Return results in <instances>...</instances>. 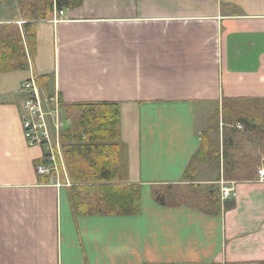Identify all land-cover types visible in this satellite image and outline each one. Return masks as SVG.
<instances>
[{
  "label": "crops",
  "instance_id": "1",
  "mask_svg": "<svg viewBox=\"0 0 264 264\" xmlns=\"http://www.w3.org/2000/svg\"><path fill=\"white\" fill-rule=\"evenodd\" d=\"M62 10L37 22L29 67L0 73V264L263 262L264 181L223 178L222 138L220 162L205 164L212 177L185 171L224 98H264V0H83ZM31 78L63 103H119L123 182L141 186L140 213L75 215L71 183L41 181L44 148L21 119ZM190 182L232 186L235 206L208 214L152 195L156 184Z\"/></svg>",
  "mask_w": 264,
  "mask_h": 264
},
{
  "label": "trees",
  "instance_id": "2",
  "mask_svg": "<svg viewBox=\"0 0 264 264\" xmlns=\"http://www.w3.org/2000/svg\"><path fill=\"white\" fill-rule=\"evenodd\" d=\"M83 0H37L16 22L0 23V73L24 70L36 54V24L52 19L56 11L81 5ZM49 96H52L50 94ZM59 97V95H58ZM70 125L61 134L62 152L67 175L61 179L71 183L69 199L75 215H129L141 211V186L123 180L128 173L127 145L121 137L119 103L109 101L63 103ZM222 118L223 178L252 180L264 165V156L244 154L237 162L229 161L228 149L238 142L250 140L264 151V98H224L212 121ZM214 119V120H213ZM242 125V130L238 125ZM213 125L202 132V144L192 157L185 178L196 172V165L218 163L221 159L218 130ZM252 134V139L246 134ZM43 175L42 182H50ZM156 202L163 206H194L208 214H221L233 208L234 197L222 198L218 185L201 189L197 183L156 184L152 188ZM259 264H264L260 262Z\"/></svg>",
  "mask_w": 264,
  "mask_h": 264
},
{
  "label": "built area",
  "instance_id": "3",
  "mask_svg": "<svg viewBox=\"0 0 264 264\" xmlns=\"http://www.w3.org/2000/svg\"><path fill=\"white\" fill-rule=\"evenodd\" d=\"M55 13L63 14V10ZM24 90L26 97L21 109L24 136L31 144L44 148L41 160L36 165V171L38 174L50 176L51 179L61 180L62 174L67 175V173L62 152L59 119L56 118L60 105L58 94L43 97L35 78L26 82ZM51 121L54 122L55 132L51 130ZM257 179L264 181V166L259 168ZM222 191L224 199L235 196L232 186H224Z\"/></svg>",
  "mask_w": 264,
  "mask_h": 264
},
{
  "label": "rangeland",
  "instance_id": "4",
  "mask_svg": "<svg viewBox=\"0 0 264 264\" xmlns=\"http://www.w3.org/2000/svg\"><path fill=\"white\" fill-rule=\"evenodd\" d=\"M36 1L37 0H0V23L1 22H16L19 25H21V23L24 19V16H25L24 14L26 13L27 9L32 4H35ZM216 111L217 110L212 111L210 119L208 121V125H206L205 129L208 128L209 125H213L214 129L210 130V134L212 135L213 138H215V136L218 133V130H217L218 127H222V130H220V133H221L220 139L222 138L221 141L223 142V126L220 125L221 117H219L218 120L211 122L212 117L214 116ZM56 116L55 117L57 119H59V127H60V132H61L60 135H61L64 132V130H66V128L70 125V121L67 119L65 110L61 107V105H59V110L56 113ZM51 127H52V129H51L52 132H55L53 121H51ZM238 127L240 128V130L243 129L241 124H239ZM205 129H204V131H205ZM246 135H247L246 138L253 140L252 134L248 133ZM253 142H251L250 140H246L243 143L238 142L235 145V149H233L234 147H232L229 151V155H230L229 161L237 162V160L240 159L241 156H243L244 154H248V153H253L254 155H258V156H264L263 149L260 147H257L258 145L254 144L255 142L254 143ZM222 146H223V144H222ZM224 166H225V161H224ZM262 166H264V165H262ZM262 166H260V167H262ZM259 168H258V174H259ZM197 169H199V171L205 172V173H198L197 176L194 174L198 179H200V178L206 179V178H210L213 176L212 173L210 172L211 166H207V165H205V163L200 164V165H196V170ZM190 183H186L183 185H189ZM198 185H199V188H201V189H208L211 186V184H208V183H202V184H198ZM216 185H218V187L221 191V195H222V193H223L222 188L224 187V186H222L223 184H221V183L220 184H217V183L214 184V186H216Z\"/></svg>",
  "mask_w": 264,
  "mask_h": 264
}]
</instances>
